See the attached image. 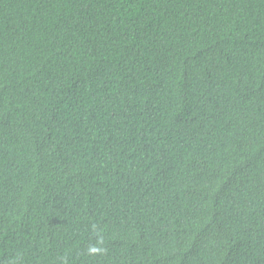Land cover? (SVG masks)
Segmentation results:
<instances>
[{"label": "trees", "instance_id": "obj_1", "mask_svg": "<svg viewBox=\"0 0 264 264\" xmlns=\"http://www.w3.org/2000/svg\"><path fill=\"white\" fill-rule=\"evenodd\" d=\"M0 264H264V0H0Z\"/></svg>", "mask_w": 264, "mask_h": 264}]
</instances>
